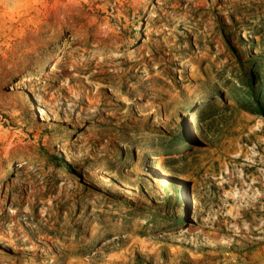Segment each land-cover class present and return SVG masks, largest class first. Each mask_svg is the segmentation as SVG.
<instances>
[{
    "label": "rangeland",
    "instance_id": "1",
    "mask_svg": "<svg viewBox=\"0 0 264 264\" xmlns=\"http://www.w3.org/2000/svg\"><path fill=\"white\" fill-rule=\"evenodd\" d=\"M247 77L264 0H0V264H264Z\"/></svg>",
    "mask_w": 264,
    "mask_h": 264
},
{
    "label": "trees",
    "instance_id": "2",
    "mask_svg": "<svg viewBox=\"0 0 264 264\" xmlns=\"http://www.w3.org/2000/svg\"><path fill=\"white\" fill-rule=\"evenodd\" d=\"M259 62L260 61H254V62H252V64L251 65H254L255 66V69L256 68H258V66H259ZM254 75H252V77H253ZM252 77H247V78H244V81L246 82V90H248L249 89V85H252L253 84V79H252ZM261 88H253V89H249V91H245L246 92V94H247V96H251L250 97V99H253V100H263V98H264V96L263 95H261V94H258L257 96H256V94L259 92V90H260Z\"/></svg>",
    "mask_w": 264,
    "mask_h": 264
},
{
    "label": "bare ground",
    "instance_id": "3",
    "mask_svg": "<svg viewBox=\"0 0 264 264\" xmlns=\"http://www.w3.org/2000/svg\"><path fill=\"white\" fill-rule=\"evenodd\" d=\"M15 165H17V166H19V167H23V166H26L27 163H24L23 160H20V161H19L17 164H15ZM153 168L158 170V176L160 177V181H161L162 183H164L165 185H170L171 181H170L169 178H167V176H166V174L163 172V170H162L159 166H157V165H155V164L153 165ZM129 193H130V191H129ZM189 207H190L191 209L194 208V201H193V199L191 200Z\"/></svg>",
    "mask_w": 264,
    "mask_h": 264
}]
</instances>
